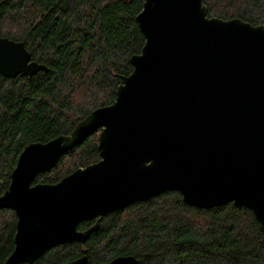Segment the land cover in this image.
I'll list each match as a JSON object with an SVG mask.
<instances>
[{"label":"water","instance_id":"water-1","mask_svg":"<svg viewBox=\"0 0 264 264\" xmlns=\"http://www.w3.org/2000/svg\"><path fill=\"white\" fill-rule=\"evenodd\" d=\"M207 13L203 0H145L136 16L145 42L115 101L68 135L23 149L0 196V210L16 217L2 264H33L60 245L83 244L100 218L170 191L194 208L244 207L264 234V24ZM39 71L47 68L23 42L0 37V76ZM94 134L99 161L54 184L35 182Z\"/></svg>","mask_w":264,"mask_h":264},{"label":"trees","instance_id":"trees-1","mask_svg":"<svg viewBox=\"0 0 264 264\" xmlns=\"http://www.w3.org/2000/svg\"><path fill=\"white\" fill-rule=\"evenodd\" d=\"M145 0H0V37L23 42L44 65L31 78L0 76V196L23 149L68 135L97 108L112 104L130 58L145 39L136 22ZM209 17L264 24V0H203ZM98 135L70 149L36 177L54 184L99 161ZM95 220L80 223L88 229ZM16 217L0 210V264L14 248ZM264 264V234L252 212L233 203L199 209L170 191L99 219L83 243L55 247L33 264Z\"/></svg>","mask_w":264,"mask_h":264}]
</instances>
